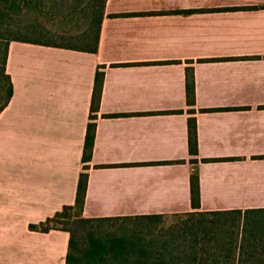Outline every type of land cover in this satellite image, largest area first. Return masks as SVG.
Here are the masks:
<instances>
[{"label":"crops","instance_id":"obj_1","mask_svg":"<svg viewBox=\"0 0 264 264\" xmlns=\"http://www.w3.org/2000/svg\"><path fill=\"white\" fill-rule=\"evenodd\" d=\"M99 69L85 218L191 212L194 167L201 211L264 208V0H108L97 53L10 44L0 264H66L69 233L29 227L76 201Z\"/></svg>","mask_w":264,"mask_h":264},{"label":"trees","instance_id":"obj_2","mask_svg":"<svg viewBox=\"0 0 264 264\" xmlns=\"http://www.w3.org/2000/svg\"><path fill=\"white\" fill-rule=\"evenodd\" d=\"M107 1L0 0V116L14 96L13 81L7 72L10 44L21 42L97 53ZM192 12L196 11H183ZM104 80L105 73L99 69L76 201L45 221L31 224L30 230L69 233L66 264H264V208L201 211L200 176L196 167L190 177L191 212L99 218L83 216L89 163L96 139L97 117L94 113L100 108ZM186 91L188 105L195 106L193 70L187 72ZM190 112L194 114L195 110ZM188 128L189 151L193 156L191 163L197 165L195 117L189 119Z\"/></svg>","mask_w":264,"mask_h":264},{"label":"rangeland","instance_id":"obj_3","mask_svg":"<svg viewBox=\"0 0 264 264\" xmlns=\"http://www.w3.org/2000/svg\"><path fill=\"white\" fill-rule=\"evenodd\" d=\"M226 203V205L229 203V204H234V203H237V202H241V201H223V203ZM257 203H260L261 201H256Z\"/></svg>","mask_w":264,"mask_h":264}]
</instances>
